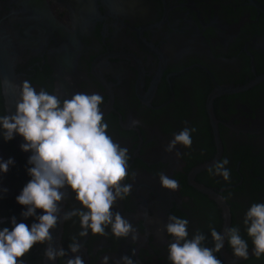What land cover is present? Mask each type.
I'll list each match as a JSON object with an SVG mask.
<instances>
[{"label": "flooded vegetation", "instance_id": "1", "mask_svg": "<svg viewBox=\"0 0 264 264\" xmlns=\"http://www.w3.org/2000/svg\"><path fill=\"white\" fill-rule=\"evenodd\" d=\"M0 40L11 68L0 74V115L10 114L6 96L13 89L19 99L15 85L24 80L62 98L98 93L108 134L129 150L125 182L133 192L112 211L132 223L138 240L117 239L110 227L107 236L81 238L74 217L51 230L68 253L56 264L74 255L84 264H103L105 256L117 264L125 255L136 264H170V214L188 219L189 237L200 231L213 248L209 226L222 233L224 217L207 190L228 207L229 228L239 227L253 248L244 218L253 203H264V0H0ZM185 127L196 131L190 148L177 146V158L165 149ZM24 142L19 134L0 136V160L15 162L0 173V189H8L0 192V230H11L13 216L29 228L36 222L22 217L26 208L16 201L31 179ZM225 158L228 181L209 173ZM160 172L179 189H164ZM61 207L81 205L69 190ZM73 236L78 254L69 249ZM46 247L35 245L23 264H44ZM216 255L222 264H264L254 253L234 261L227 240Z\"/></svg>", "mask_w": 264, "mask_h": 264}, {"label": "clouds", "instance_id": "2", "mask_svg": "<svg viewBox=\"0 0 264 264\" xmlns=\"http://www.w3.org/2000/svg\"><path fill=\"white\" fill-rule=\"evenodd\" d=\"M15 87L19 88L16 110L14 114L0 115V136L4 141H12L19 134L25 141L21 149L32 153L28 159L31 167L27 169L31 179L16 201L26 208L22 217L25 220L35 217L36 222L29 228L13 216L11 230L8 227L0 230V264H23V258L37 244L47 245L44 256L49 261L66 257L68 253L62 247L53 246L51 230L74 217L79 218L81 238L87 237L89 232L93 236H107L106 229L110 227L117 239L138 240L132 223L120 212L112 211L117 201L131 195L133 184L125 182L129 177V150L108 134L109 126L101 109L104 98L98 93L80 92L71 98H62L58 91L50 93L43 88L37 91L29 80ZM195 131V128L185 127L173 133L165 151L180 158L177 146L190 148ZM14 163L12 158L0 160V173L6 174ZM228 163L226 158L216 162L209 173L228 181ZM136 175L131 173L133 180ZM158 177L164 189L172 192L179 189L178 180L164 172ZM69 190L81 207L63 211L61 203L68 199ZM0 192L6 194L8 189H0ZM38 209L43 214L37 215ZM244 225L254 256H264V203H253L248 208ZM209 227L213 248L205 246L206 237L200 231L189 237L188 219L168 215L164 230L172 238L167 248L170 264H222L216 254L224 248L225 240L236 258L248 259L249 245L239 227L227 228L223 234ZM69 249L73 254L81 251L77 237H72ZM65 264H84V260L74 255ZM103 264H109L107 256ZM117 264H136V261L125 255Z\"/></svg>", "mask_w": 264, "mask_h": 264}, {"label": "water", "instance_id": "3", "mask_svg": "<svg viewBox=\"0 0 264 264\" xmlns=\"http://www.w3.org/2000/svg\"><path fill=\"white\" fill-rule=\"evenodd\" d=\"M5 49H4V43H2V41L0 40V74L1 76L4 77V75H10V70L11 68L9 67L10 65L8 64V60L7 58L5 59ZM9 78V77H8ZM9 87V85H8ZM6 88V87H5ZM4 88V92L6 94V89ZM12 90L11 89L9 91V95L8 97L6 96L7 99H10L8 100V106L10 107V114H14L15 113V110H16V101L18 100V92L14 91L12 93ZM12 93V95H11ZM209 195L215 197L219 204L222 206L223 208V217H224V225L222 227V234L223 232L229 228V223H230V214H229V210H228V207L225 205V203L223 202V200L219 197V196H216L213 192H210L209 190L206 191ZM53 237V246L56 247L58 249V244H59V231L57 232L56 230V233H54V235H52ZM253 254V248L249 250V256ZM236 260H242V259H238V258H235L234 261ZM44 264H56V261H49L46 259V257L44 258Z\"/></svg>", "mask_w": 264, "mask_h": 264}]
</instances>
